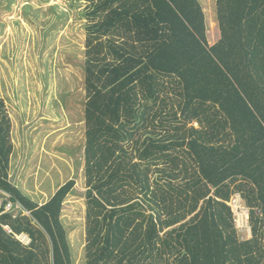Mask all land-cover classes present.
<instances>
[{
    "label": "trees",
    "instance_id": "1",
    "mask_svg": "<svg viewBox=\"0 0 264 264\" xmlns=\"http://www.w3.org/2000/svg\"><path fill=\"white\" fill-rule=\"evenodd\" d=\"M83 1L84 264H264V0H216L212 44L200 0ZM12 153L0 97V264H74L76 181L39 204Z\"/></svg>",
    "mask_w": 264,
    "mask_h": 264
},
{
    "label": "rangeland",
    "instance_id": "2",
    "mask_svg": "<svg viewBox=\"0 0 264 264\" xmlns=\"http://www.w3.org/2000/svg\"><path fill=\"white\" fill-rule=\"evenodd\" d=\"M215 1L200 0L210 44L219 36ZM85 4L0 0V97L11 119L13 143L9 179L38 202L68 179L76 181L61 215L74 264L85 261ZM239 203L236 227L247 237V209Z\"/></svg>",
    "mask_w": 264,
    "mask_h": 264
},
{
    "label": "built area",
    "instance_id": "3",
    "mask_svg": "<svg viewBox=\"0 0 264 264\" xmlns=\"http://www.w3.org/2000/svg\"><path fill=\"white\" fill-rule=\"evenodd\" d=\"M5 196L7 199V203L5 204V211H15V210L21 209V206L19 203H13L10 201L8 194H5ZM239 199H240V197H239V195H237L235 198H232L229 202L230 206L232 207L233 213L235 215V221H236V217H239L241 215V213H239L238 211H242L241 205L239 203ZM1 202H2V200L0 199V205H1ZM4 228L8 232H10V229L7 226H5ZM16 237L25 244H27L29 242V238L26 235H19Z\"/></svg>",
    "mask_w": 264,
    "mask_h": 264
},
{
    "label": "crops",
    "instance_id": "4",
    "mask_svg": "<svg viewBox=\"0 0 264 264\" xmlns=\"http://www.w3.org/2000/svg\"><path fill=\"white\" fill-rule=\"evenodd\" d=\"M15 185H17V183H14ZM47 200H44V201H40V202H38L39 204H42V203H44V202H46Z\"/></svg>",
    "mask_w": 264,
    "mask_h": 264
}]
</instances>
